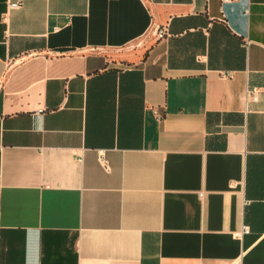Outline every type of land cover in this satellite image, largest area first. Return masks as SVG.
<instances>
[{
  "label": "crops",
  "instance_id": "obj_1",
  "mask_svg": "<svg viewBox=\"0 0 264 264\" xmlns=\"http://www.w3.org/2000/svg\"><path fill=\"white\" fill-rule=\"evenodd\" d=\"M0 264H264V0H0Z\"/></svg>",
  "mask_w": 264,
  "mask_h": 264
},
{
  "label": "built area",
  "instance_id": "obj_2",
  "mask_svg": "<svg viewBox=\"0 0 264 264\" xmlns=\"http://www.w3.org/2000/svg\"><path fill=\"white\" fill-rule=\"evenodd\" d=\"M12 5L17 6L19 4L18 3H13ZM167 35H168V28H167V26H165V25L161 26L159 28V30H158V38L159 39H162V38H165ZM249 41H250L249 39H246V45L249 44ZM247 229H248V227L247 226H244V230H247Z\"/></svg>",
  "mask_w": 264,
  "mask_h": 264
}]
</instances>
